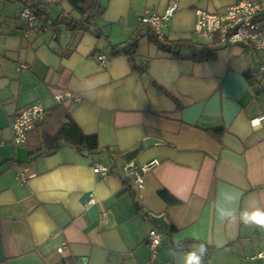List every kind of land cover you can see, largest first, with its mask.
Listing matches in <instances>:
<instances>
[{
  "label": "crops",
  "instance_id": "crops-1",
  "mask_svg": "<svg viewBox=\"0 0 264 264\" xmlns=\"http://www.w3.org/2000/svg\"><path fill=\"white\" fill-rule=\"evenodd\" d=\"M26 1L50 3V21L80 16L67 0H0V264H146L151 229L162 235L155 264H188L192 253L200 264H264V226L245 223L264 215V52L219 44L194 60L189 46L208 45L194 33L196 10L224 12L239 0H98L89 29L77 32L28 28ZM172 2L161 42L183 45L166 51L139 17ZM136 32L132 62L111 55ZM67 92L81 101L60 103ZM33 104L47 117L16 146L12 120ZM68 116L99 151L56 137ZM148 137L160 143L145 147ZM153 159L159 165L139 188L125 164ZM95 164L108 174H95Z\"/></svg>",
  "mask_w": 264,
  "mask_h": 264
},
{
  "label": "built area",
  "instance_id": "built-area-1",
  "mask_svg": "<svg viewBox=\"0 0 264 264\" xmlns=\"http://www.w3.org/2000/svg\"><path fill=\"white\" fill-rule=\"evenodd\" d=\"M58 1V0H53ZM177 9L176 2L166 6L162 14L146 11L139 17V24L148 26L159 41H163L164 29ZM194 33L204 39L207 43L215 40L224 46H241L251 48L255 51L264 52V25L260 17L264 15V0H239L235 4L226 7L224 12H215L198 9L196 10ZM20 17L28 28L37 25V20L33 12L24 6L20 11ZM98 60L104 64L107 60L105 55H99ZM19 69L25 68V64H19ZM260 71L264 74V63L260 66ZM59 102L74 101L80 102L78 95L65 93L56 96ZM47 116V112L39 105H30L19 111L11 123L12 143L16 146L22 145L26 141L27 133L33 126L42 122ZM159 165V161L153 159L138 168H134L131 161L126 162L125 168H131L135 172L136 183L139 188L143 186L142 176ZM108 167L102 164H95L93 172L101 176L108 174ZM29 177L28 173H21L18 176L19 182H25ZM94 198L89 195L88 204H92ZM162 235L155 229H151L146 235V246L149 250V257L146 264H155L158 250L161 246ZM63 246L57 249L61 253ZM200 260V259H199Z\"/></svg>",
  "mask_w": 264,
  "mask_h": 264
},
{
  "label": "trees",
  "instance_id": "trees-1",
  "mask_svg": "<svg viewBox=\"0 0 264 264\" xmlns=\"http://www.w3.org/2000/svg\"><path fill=\"white\" fill-rule=\"evenodd\" d=\"M67 1L71 5L73 11H76L80 14L78 18H73L69 14L68 15L66 14V15H61L59 19L57 18L54 21L52 20L50 21V13L48 12V7L50 6V3L43 5V4H33V3H29L28 1H26L24 2V6H27L33 12L36 20L39 23H42L43 25H47L48 22H50L51 26L54 29H57L59 25L64 24L66 29L70 30L71 32L87 31L89 29L88 26L90 24V21L101 10L98 0H67ZM142 26L146 27L148 30L153 32L151 29H149L148 26L141 25V27ZM93 33L98 38L103 37L100 33H98L97 30H95ZM137 34L138 32H136L135 35H133V37L131 38V42L129 44L122 46V48H120L119 50H115V48H113L111 55L114 56V55H119L122 53L125 56H127L130 62H132V53L134 52ZM151 38L155 43H157V45L161 49L166 50V51H170L172 49H179L183 45V43L181 42L162 44L161 41L156 39L153 33L151 35ZM207 44L208 45L206 46L199 45L200 49H198L195 44L189 43V46L194 49L192 53V59L203 60L207 57L214 55L215 52L219 49L218 47L219 44L216 40L212 43H207ZM247 77L251 85L253 86L254 82L256 81L255 75L251 74V75H247ZM55 135L58 138L63 137L67 142L71 143L72 145L77 147L79 150H86L87 152H94V151L100 150V148H98L97 146L96 138L94 136L88 137V136L83 135L79 127L73 122V120L69 116H68L67 123L61 125L58 128ZM105 151L108 152L109 156L112 155V153L108 150V148H106ZM119 155L122 156L123 153H119ZM159 196L167 204L175 203V199L165 190H161L159 192ZM186 243L187 242L178 244V247H182ZM206 251L209 252L211 251V249L206 248Z\"/></svg>",
  "mask_w": 264,
  "mask_h": 264
},
{
  "label": "water",
  "instance_id": "water-1",
  "mask_svg": "<svg viewBox=\"0 0 264 264\" xmlns=\"http://www.w3.org/2000/svg\"><path fill=\"white\" fill-rule=\"evenodd\" d=\"M156 143H160L159 140L155 139V138H151V137H148L146 139L143 140V145L145 147H150ZM136 150H130V151H127L125 153V158L126 159H129L131 158L134 154H135ZM152 221L155 222L156 224H158L161 228L165 229L166 228V222H164V218L163 216L159 215V216H152L151 217Z\"/></svg>",
  "mask_w": 264,
  "mask_h": 264
},
{
  "label": "clouds",
  "instance_id": "clouds-1",
  "mask_svg": "<svg viewBox=\"0 0 264 264\" xmlns=\"http://www.w3.org/2000/svg\"><path fill=\"white\" fill-rule=\"evenodd\" d=\"M250 221L260 226H264V215L257 213L250 218H245V223H249ZM203 250V247H201L200 251L203 252ZM188 264H200L199 257H197L195 253H192L189 257Z\"/></svg>",
  "mask_w": 264,
  "mask_h": 264
}]
</instances>
